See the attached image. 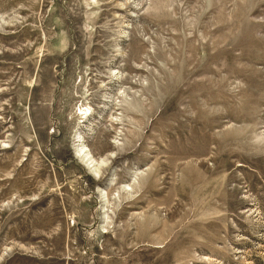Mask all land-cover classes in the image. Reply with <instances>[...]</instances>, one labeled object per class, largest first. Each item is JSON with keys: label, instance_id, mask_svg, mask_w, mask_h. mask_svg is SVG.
<instances>
[{"label": "rangeland", "instance_id": "1", "mask_svg": "<svg viewBox=\"0 0 264 264\" xmlns=\"http://www.w3.org/2000/svg\"><path fill=\"white\" fill-rule=\"evenodd\" d=\"M0 264H264V0H0Z\"/></svg>", "mask_w": 264, "mask_h": 264}, {"label": "bare ground", "instance_id": "2", "mask_svg": "<svg viewBox=\"0 0 264 264\" xmlns=\"http://www.w3.org/2000/svg\"><path fill=\"white\" fill-rule=\"evenodd\" d=\"M75 155L83 161V163L93 171H96L97 166H101V162L103 163V160L97 161L92 157V155L89 154L88 150L84 149L83 146H79L76 148ZM95 173V172H94Z\"/></svg>", "mask_w": 264, "mask_h": 264}]
</instances>
